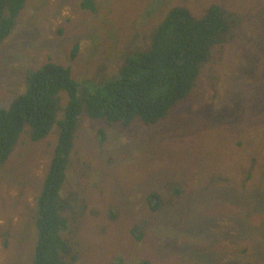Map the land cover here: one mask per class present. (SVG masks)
Returning <instances> with one entry per match:
<instances>
[{
	"label": "rangeland",
	"instance_id": "374dc122",
	"mask_svg": "<svg viewBox=\"0 0 264 264\" xmlns=\"http://www.w3.org/2000/svg\"><path fill=\"white\" fill-rule=\"evenodd\" d=\"M26 0L0 42V108L49 59L89 88L144 50L169 8L233 15L192 93L154 125L84 114L73 132L61 213L74 264H264V0ZM68 96L58 94L56 119ZM24 125L0 162V264H31L36 198L57 142L54 123ZM76 254L73 259L72 255Z\"/></svg>",
	"mask_w": 264,
	"mask_h": 264
},
{
	"label": "trees",
	"instance_id": "16d2710c",
	"mask_svg": "<svg viewBox=\"0 0 264 264\" xmlns=\"http://www.w3.org/2000/svg\"><path fill=\"white\" fill-rule=\"evenodd\" d=\"M25 2L0 0V42L10 33ZM83 4L93 8L90 0ZM234 22L233 15L219 5L211 4L200 17L186 7L173 6L150 36L147 48L128 55L117 76L92 88L81 87L68 67L50 59L27 70L26 90L0 108V162L8 158L24 125L32 140L43 138L54 123L58 127L53 156L36 198L31 264H74L66 257L71 250L62 236L68 226L61 213L60 190L82 111L91 119L123 127L135 120L150 126L166 119L192 93L211 47L229 39ZM60 91L67 93L68 102L63 117L56 119ZM114 264L124 263L116 260Z\"/></svg>",
	"mask_w": 264,
	"mask_h": 264
}]
</instances>
